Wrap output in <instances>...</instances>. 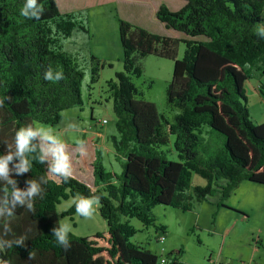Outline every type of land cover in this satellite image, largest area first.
<instances>
[{
    "label": "trees",
    "instance_id": "1",
    "mask_svg": "<svg viewBox=\"0 0 264 264\" xmlns=\"http://www.w3.org/2000/svg\"><path fill=\"white\" fill-rule=\"evenodd\" d=\"M181 1L183 6L176 12L160 6L156 18L186 39L152 34L118 18L122 72L115 73L106 88L115 116L108 149L119 171H107L103 152L96 146L89 150L85 141V155L72 152L74 172L67 183L56 182L46 164L33 160L31 171L15 179L24 188L27 179L48 178L42 185L43 198L36 197L34 213L16 209L10 227L16 237L27 240L24 247L13 245L0 252V260L7 264H183L179 249L162 257L132 242L136 231L129 220L154 227L155 237L162 239L166 228L155 224L151 214L155 207L188 213L219 194L217 209H227L225 202L240 183L264 186V123H253L245 96V83L254 78L259 83L264 77V38L255 34L264 25V0ZM23 4L24 0H0V100L4 101L0 155L6 152L4 142H12L20 127L30 123L54 127L64 111L82 107L84 66L78 54L65 50L64 43L75 30L87 34L84 20L79 13H61L54 0H38L42 16L27 19L20 15ZM139 4L136 11L146 22L155 3L137 0ZM180 44L184 50L178 59ZM147 56L173 62L165 89L166 105L178 111L172 121L143 100L132 81L142 76L140 63ZM49 65L62 71L64 79L46 81ZM105 65L90 57L88 88ZM100 124L110 125L106 120ZM212 133L222 138L214 150L209 145ZM192 174L205 185L191 186ZM77 194L101 198L98 213L107 229L87 237L70 233L71 248L65 251L51 229L59 223L60 201ZM75 211L72 204L61 216ZM5 222L0 221V233ZM250 245L249 264L253 251L263 246L258 233ZM29 253H34V259H29Z\"/></svg>",
    "mask_w": 264,
    "mask_h": 264
},
{
    "label": "rangeland",
    "instance_id": "2",
    "mask_svg": "<svg viewBox=\"0 0 264 264\" xmlns=\"http://www.w3.org/2000/svg\"><path fill=\"white\" fill-rule=\"evenodd\" d=\"M179 1L181 0H153L155 4L151 15L146 22H141V14L136 11L141 5H137V0H66L65 4L62 0H54L61 13H79L87 28V34L75 30L71 38L64 43L65 50L78 54L77 58L84 66L85 75L81 86L82 107L64 111L54 127L37 126L52 128L55 132L61 133L73 153L77 151L72 144L77 145V141L83 138L84 133L86 137L90 135L96 137L101 131L108 135L109 132L106 130H113L115 116L111 101L107 100L109 94L106 82L113 80L115 73L122 72L118 18L149 33L169 37L168 29L158 22L156 12L159 6L176 12L179 10ZM183 50L184 46L180 44L178 59L182 57ZM90 57H95L106 65L99 71L97 82L88 88ZM172 67L173 62L170 60L147 56L140 63L142 76L132 79L137 89L142 92V99L152 103L156 111L169 121H172L178 112L167 106L165 102V89L172 76ZM257 80L254 78L245 83V96L251 120L254 124H262L264 123V89L257 88ZM260 82L264 85V78H261ZM102 120L110 124L108 127L105 126L104 130L95 125ZM70 123L76 124L80 131L66 132ZM221 142L222 138L219 135L211 134L209 145L212 150ZM86 145L89 150L94 147L91 142L86 141ZM101 145L105 169L118 172L119 167L112 157L111 149L107 150L104 144ZM88 157L89 155L86 156ZM203 185L205 181L192 174L191 186ZM219 200V194L210 196L205 202L195 205L193 211L188 213L157 206L151 214L157 226L162 225L166 228L163 238L155 237L154 227L144 228L137 220L131 219L129 223L136 231L132 242L162 257L172 250L179 249L183 252L181 257L183 264H212L214 261L247 264L251 252V237L258 233L263 246L254 250L250 264H264V186L249 182L240 183L225 202L227 209H217ZM72 204L73 199L69 198L67 201H60L56 207L58 221L70 223L72 235L87 237L107 229L98 211L91 219L83 218L76 211L62 217V213ZM214 213L215 218H213ZM232 224H234L233 228L222 241V237Z\"/></svg>",
    "mask_w": 264,
    "mask_h": 264
},
{
    "label": "clouds",
    "instance_id": "3",
    "mask_svg": "<svg viewBox=\"0 0 264 264\" xmlns=\"http://www.w3.org/2000/svg\"><path fill=\"white\" fill-rule=\"evenodd\" d=\"M43 8L38 0H24L20 15L27 19H40ZM255 34L264 38V25L255 30ZM44 79L50 82H58L64 79L62 71H54L51 65L44 72ZM10 99V97H9ZM4 101L0 100V107ZM66 132L78 133L76 124L67 125ZM6 152L0 155V221L3 223V231L0 233V252L11 248L13 245L24 247L26 236L16 237L10 227V220L15 215L17 208H25L29 212H35L36 197L43 198L42 185L48 182V178L41 176L39 179L31 178L25 181V187L20 188L16 176L24 175L31 171L33 160L47 165L49 177L56 182L67 183L73 178V153L63 139L61 133L52 128L26 124L15 131L12 142L5 141ZM76 151L79 155L86 154L84 141L78 140ZM101 198L95 194L83 196L77 194L73 199L76 213L85 219H91L98 211ZM72 225L68 222H59L51 229V234L56 243L65 251L71 248L70 233ZM12 238H8L9 236ZM29 259H34V253H29ZM0 264H7L0 260Z\"/></svg>",
    "mask_w": 264,
    "mask_h": 264
},
{
    "label": "crops",
    "instance_id": "4",
    "mask_svg": "<svg viewBox=\"0 0 264 264\" xmlns=\"http://www.w3.org/2000/svg\"><path fill=\"white\" fill-rule=\"evenodd\" d=\"M180 3H179V9L183 6L182 4H183V1H179ZM160 7V6H159ZM158 7V8H159ZM68 13H70V12H68ZM168 34H170L169 35V37L170 38H174V39H186L185 37H182V34H180V33H177V32H175V31H173V30H171V29H168ZM259 78V77H258ZM261 78H264L263 76H261L260 77V79ZM258 89L260 88V89H264V85L261 83V82H259L258 83V87H257ZM259 89V90H260ZM98 122H100V121H98ZM99 128L100 129H102V130H104L105 129V126H109L108 124H105V125H101L100 123H99ZM89 128V130H91V126H89L88 127ZM106 132H109V134L108 135H105L104 133H102V131L101 132H99L98 133V135L95 137V136H89V137H86V135H85V133H84V135H83V138L82 139H80V140H82V141H87V142H91L94 146H96L101 152H103L102 151V145L101 144H104L105 145V148L108 150V140H107V137H109L110 135H113V133H114V131L113 130H106ZM102 134V135H101ZM101 136H103L102 138H101ZM72 145H75V144H72ZM226 205V204H225ZM233 226H234V224H232V225H230L229 227H228V230L230 229V228H233ZM227 230V231H228ZM226 231V232H227ZM226 234V233H225ZM254 252V251H253ZM251 253V252H250ZM253 254V253H252ZM208 260H210V259H208ZM249 261V260H248ZM212 264H228V263H221V262H218V261H214ZM247 264H249V262L247 263Z\"/></svg>",
    "mask_w": 264,
    "mask_h": 264
},
{
    "label": "built area",
    "instance_id": "5",
    "mask_svg": "<svg viewBox=\"0 0 264 264\" xmlns=\"http://www.w3.org/2000/svg\"><path fill=\"white\" fill-rule=\"evenodd\" d=\"M104 123V122H103Z\"/></svg>",
    "mask_w": 264,
    "mask_h": 264
}]
</instances>
